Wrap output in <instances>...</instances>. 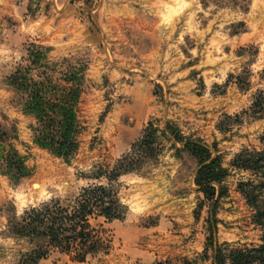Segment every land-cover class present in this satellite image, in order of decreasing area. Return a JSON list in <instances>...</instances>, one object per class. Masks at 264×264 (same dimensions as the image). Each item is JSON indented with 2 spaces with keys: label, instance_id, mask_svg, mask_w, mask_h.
<instances>
[{
  "label": "rangeland",
  "instance_id": "1",
  "mask_svg": "<svg viewBox=\"0 0 264 264\" xmlns=\"http://www.w3.org/2000/svg\"><path fill=\"white\" fill-rule=\"evenodd\" d=\"M186 2L169 23L162 14L175 0H27L15 13L0 9V125L29 169L18 181L0 170V264H21L31 249L13 229L24 210L97 181L98 169H110L150 120L204 142L228 168L216 207L218 243H261L263 230L238 189L253 174L231 163L243 148H262L264 116L243 112L264 83V0ZM19 67L54 80L77 68L79 147L69 160L33 142L35 119L10 82ZM160 141L157 159L112 182L123 217L91 220L103 248L82 261L53 249L38 264H211V203L194 184L196 160L176 153L181 143Z\"/></svg>",
  "mask_w": 264,
  "mask_h": 264
},
{
  "label": "trees",
  "instance_id": "2",
  "mask_svg": "<svg viewBox=\"0 0 264 264\" xmlns=\"http://www.w3.org/2000/svg\"><path fill=\"white\" fill-rule=\"evenodd\" d=\"M260 77L264 81V68ZM10 82L19 94L23 112L35 119L31 126L33 142L65 160L72 158L79 147L78 103L82 78L77 68L65 70L59 79L54 80L48 76L32 78L25 68L19 67L11 75ZM243 113L255 118L264 116V83ZM7 136L6 129L0 125V170L18 181L29 175V169L24 157L8 143ZM162 137L181 143L182 147L176 148V153L186 151L196 160L194 184L203 193L204 199L211 203L207 217L209 235L205 243L206 249L211 250V264H264V202L260 198L264 189V133L260 137L261 149L243 148L235 154L231 163L233 167L253 174V179L239 181L238 189L254 209L253 219L263 230L261 243L230 248L226 243H218L215 236L216 207L218 200L226 194L223 181L229 173L222 164L221 156L213 155L204 142L185 138L173 123L167 122L165 128L160 129L151 120L130 150L110 169H98L94 176L97 181L82 187L76 195L64 201L53 198L24 210L13 225L15 234L28 239L31 244V249L22 256L21 264H38L53 249L72 252L75 259L82 261L88 254L103 248L100 230L92 225L91 220L102 217L110 221L123 217L126 207L112 182L123 174L143 170L148 161L157 159L162 150ZM102 178L105 183L101 182ZM182 264L195 263L184 260Z\"/></svg>",
  "mask_w": 264,
  "mask_h": 264
},
{
  "label": "clouds",
  "instance_id": "3",
  "mask_svg": "<svg viewBox=\"0 0 264 264\" xmlns=\"http://www.w3.org/2000/svg\"><path fill=\"white\" fill-rule=\"evenodd\" d=\"M188 4L186 0H175V6L166 5L167 11L162 14V22L169 23L172 20V17L179 15Z\"/></svg>",
  "mask_w": 264,
  "mask_h": 264
},
{
  "label": "crops",
  "instance_id": "4",
  "mask_svg": "<svg viewBox=\"0 0 264 264\" xmlns=\"http://www.w3.org/2000/svg\"><path fill=\"white\" fill-rule=\"evenodd\" d=\"M0 2L3 3L0 4V9L8 10L11 13H15V11L22 9L24 4L27 5V0H0Z\"/></svg>",
  "mask_w": 264,
  "mask_h": 264
}]
</instances>
